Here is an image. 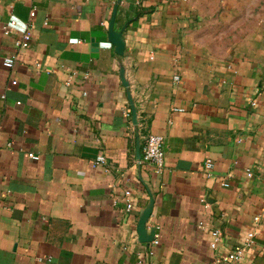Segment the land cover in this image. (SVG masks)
Returning a JSON list of instances; mask_svg holds the SVG:
<instances>
[{
	"label": "crops",
	"instance_id": "0c3cea01",
	"mask_svg": "<svg viewBox=\"0 0 264 264\" xmlns=\"http://www.w3.org/2000/svg\"><path fill=\"white\" fill-rule=\"evenodd\" d=\"M201 11L0 0V264H208L248 232L239 264H264V33L209 53ZM148 134L164 137L161 174L138 163Z\"/></svg>",
	"mask_w": 264,
	"mask_h": 264
},
{
	"label": "rangeland",
	"instance_id": "374dc122",
	"mask_svg": "<svg viewBox=\"0 0 264 264\" xmlns=\"http://www.w3.org/2000/svg\"><path fill=\"white\" fill-rule=\"evenodd\" d=\"M198 35L209 53L247 49L264 33V0H197Z\"/></svg>",
	"mask_w": 264,
	"mask_h": 264
},
{
	"label": "built area",
	"instance_id": "2783aa9c",
	"mask_svg": "<svg viewBox=\"0 0 264 264\" xmlns=\"http://www.w3.org/2000/svg\"><path fill=\"white\" fill-rule=\"evenodd\" d=\"M15 23L14 20L10 21V24L13 25ZM5 31L9 32V28L7 25L3 26ZM29 39V33H25L21 39L15 41V45L17 47H23L24 42ZM15 62V55H5L3 57V64L5 67L12 69ZM177 78V77H176ZM11 84H16L15 80L11 81ZM181 110V109H174ZM30 156L34 159L38 157L36 155L30 154ZM105 161V155L99 154L94 163L96 165L102 164ZM138 163L145 167H152L154 171L158 174H161L165 170L164 164V137L159 134H148L143 143L141 144L140 150V158L138 159ZM206 169H210L212 167V163L210 160L205 162ZM251 171L247 170V176H251ZM227 185V183H224ZM257 219V218H255ZM213 241L210 243L212 249L217 248V244L219 241L218 231L212 232ZM253 246V234L252 232L246 233L243 239H241L238 243H236L228 252L224 254H217L208 264H239L242 259L246 256V253Z\"/></svg>",
	"mask_w": 264,
	"mask_h": 264
},
{
	"label": "water",
	"instance_id": "95a60500",
	"mask_svg": "<svg viewBox=\"0 0 264 264\" xmlns=\"http://www.w3.org/2000/svg\"><path fill=\"white\" fill-rule=\"evenodd\" d=\"M116 9H117V5L114 6V9L112 11V15H111L110 20H109L108 25H107V37H108V41L114 46L115 52L119 55H123L124 54V48H125V44H124V41L122 39L123 31L122 30L116 31L114 29V19H115ZM92 45L97 46V43L92 40ZM124 72H125L124 68L121 67L120 68L121 81H122L123 85L127 86L128 83H127V80L125 79ZM129 101H130V107H131V112H132V119H133V122L136 123V108H135L131 98H129ZM140 150H141V145L138 144L137 148H136V152H137V155L139 158H140Z\"/></svg>",
	"mask_w": 264,
	"mask_h": 264
}]
</instances>
